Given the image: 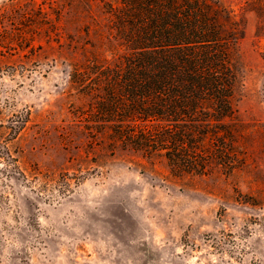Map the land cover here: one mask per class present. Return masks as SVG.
I'll return each instance as SVG.
<instances>
[{"label": "rangeland", "instance_id": "obj_1", "mask_svg": "<svg viewBox=\"0 0 264 264\" xmlns=\"http://www.w3.org/2000/svg\"><path fill=\"white\" fill-rule=\"evenodd\" d=\"M89 3L0 0V122L24 120L0 134V264H264V0H219L243 29L235 168L182 176L78 117L69 54Z\"/></svg>", "mask_w": 264, "mask_h": 264}, {"label": "trees", "instance_id": "obj_2", "mask_svg": "<svg viewBox=\"0 0 264 264\" xmlns=\"http://www.w3.org/2000/svg\"><path fill=\"white\" fill-rule=\"evenodd\" d=\"M84 1L96 2L97 14L79 10L78 21L95 24L87 40L73 41L68 75L84 99L77 113L87 133L160 156L175 176L235 168L234 53L243 29L229 11L219 0ZM13 122H0L3 139L24 120Z\"/></svg>", "mask_w": 264, "mask_h": 264}]
</instances>
